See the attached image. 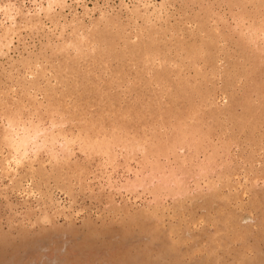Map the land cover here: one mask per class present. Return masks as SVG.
<instances>
[{
    "label": "rangeland",
    "instance_id": "374dc122",
    "mask_svg": "<svg viewBox=\"0 0 264 264\" xmlns=\"http://www.w3.org/2000/svg\"><path fill=\"white\" fill-rule=\"evenodd\" d=\"M0 264H264V0H0Z\"/></svg>",
    "mask_w": 264,
    "mask_h": 264
}]
</instances>
